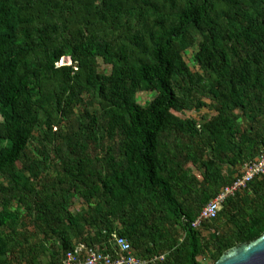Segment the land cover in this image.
I'll list each match as a JSON object with an SVG mask.
<instances>
[{
    "label": "trees",
    "instance_id": "16d2710c",
    "mask_svg": "<svg viewBox=\"0 0 264 264\" xmlns=\"http://www.w3.org/2000/svg\"><path fill=\"white\" fill-rule=\"evenodd\" d=\"M263 153L264 0H0V264L115 234L149 264H216L264 236V177L192 222Z\"/></svg>",
    "mask_w": 264,
    "mask_h": 264
},
{
    "label": "built area",
    "instance_id": "2783aa9c",
    "mask_svg": "<svg viewBox=\"0 0 264 264\" xmlns=\"http://www.w3.org/2000/svg\"><path fill=\"white\" fill-rule=\"evenodd\" d=\"M66 64H71V60L63 59L61 65ZM241 174L232 185L226 186L203 208L198 218L192 222L194 229L200 230L204 223L217 219L228 199L248 188L254 180L264 177V153L253 162L245 164ZM110 246L112 252H103L99 249L89 250L85 244H80L65 254L61 264H149L165 258L162 256L155 257L150 261L141 260L135 256L130 242L116 234L112 236Z\"/></svg>",
    "mask_w": 264,
    "mask_h": 264
},
{
    "label": "rangeland",
    "instance_id": "374dc122",
    "mask_svg": "<svg viewBox=\"0 0 264 264\" xmlns=\"http://www.w3.org/2000/svg\"><path fill=\"white\" fill-rule=\"evenodd\" d=\"M186 61L189 63L191 69L195 70L196 66L193 62V51H189L186 55ZM100 71L105 74H109L111 72V67L104 65L102 62L100 63ZM155 97V94L150 92H143L138 95V102L141 106H146L153 98ZM176 115L182 117V118H192L194 120H197L198 122H201L203 119H209L212 116H215L217 114L216 110H209V109H202L201 111H195V110H184L183 112H175ZM258 158V157H257ZM256 158V159H257ZM245 166V165H244ZM244 166H239L235 169L234 177L237 178L242 172ZM194 174L197 176L199 180H202L201 174L194 169ZM82 206V200L79 198L75 199V206L73 210H78ZM181 237V236H180ZM51 256L48 254V257L44 259L45 263L50 262ZM199 261L202 264H210V262L203 260L202 258H199Z\"/></svg>",
    "mask_w": 264,
    "mask_h": 264
},
{
    "label": "water",
    "instance_id": "95a60500",
    "mask_svg": "<svg viewBox=\"0 0 264 264\" xmlns=\"http://www.w3.org/2000/svg\"><path fill=\"white\" fill-rule=\"evenodd\" d=\"M216 264H264V236L229 250Z\"/></svg>",
    "mask_w": 264,
    "mask_h": 264
}]
</instances>
